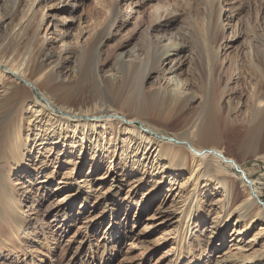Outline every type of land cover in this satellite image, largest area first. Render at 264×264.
<instances>
[{
    "label": "bare ground",
    "instance_id": "obj_1",
    "mask_svg": "<svg viewBox=\"0 0 264 264\" xmlns=\"http://www.w3.org/2000/svg\"><path fill=\"white\" fill-rule=\"evenodd\" d=\"M156 1L148 7L146 18L140 8L134 10V29L141 37L140 43L131 47L120 43L112 52H106L107 42L117 33L119 22L125 15H131L132 9H128L134 4L142 5L141 0H131L127 5L123 3L126 5L123 11L121 0L111 6L100 5L105 18H93L83 39L75 46L72 42H62L59 53L53 54L47 47V37L41 38L38 34L45 19L42 15L35 21V8L40 0L27 3L10 0L11 12L7 17H0V27L10 29L0 42V159L8 157L4 178L14 188L10 199L14 212L22 211L23 196L38 201L40 188H46L54 176L38 167L35 150L52 149L61 144L59 157L63 152L73 153L78 147L81 153L86 150L98 154L100 159L95 157L94 165L111 156L134 172L163 178L168 172L170 181L179 173L180 178L186 176L183 183L186 198L177 204L174 212L178 213L168 224L172 226L171 238L175 242L182 237L187 241L195 238L194 249L198 253L192 256V261H204L208 244L212 240L224 241L225 230L231 224L236 234L242 235L263 221L260 231L239 248V251L253 248V254L238 255L231 260L215 256L214 262L264 264V200L260 203L255 183L241 162L221 147L226 139H240L251 146L264 143V45L250 49L248 65H244L245 60H235V70L231 71L226 68L230 43L221 41L227 38V26L240 14V8L230 10L224 7L223 0H202L204 16L200 18L194 15L200 4L196 0ZM182 4L188 7V17L194 22L190 29L183 31L175 29L183 16L178 9ZM73 17L71 10L69 18ZM57 22L67 24L62 16ZM237 34L240 35L233 32V37ZM191 37L199 42L198 57L190 45ZM22 45L26 46L23 51ZM89 74L94 82L90 96L82 87ZM243 89L249 96L244 116L240 108L244 105ZM34 90L40 93L39 97ZM78 96L80 100L75 101ZM151 114L157 123L186 116L185 130L174 133L173 137L160 136L166 140L158 139L154 127L145 119ZM234 133L237 139L231 137ZM108 148L110 156L105 155ZM15 170H24L16 181L12 177ZM127 174L122 172V178ZM118 178L120 173L111 175L109 182ZM106 179L102 178L99 188H111L109 182L104 184ZM236 180L243 184L242 191L237 190ZM38 181L42 186L34 189ZM87 181L76 187L77 178L57 184L63 188L58 194L67 202L65 210L78 195L84 194V199H90L96 194L93 187L84 190ZM214 190L218 197L210 200ZM132 194L125 200L131 203ZM205 194L207 201L218 206L221 215L212 221L213 234L201 232L188 238L195 219L202 217ZM23 218L1 232L0 256L3 251L14 250L9 249L14 247L10 239L15 238L21 245V234L32 235L36 226L27 225L28 216ZM131 230L137 231L136 224ZM134 240L137 242L140 238ZM190 247L193 246L188 245V254H195ZM172 256L175 260L171 259L169 264H180V251L175 250Z\"/></svg>",
    "mask_w": 264,
    "mask_h": 264
},
{
    "label": "rangeland",
    "instance_id": "obj_2",
    "mask_svg": "<svg viewBox=\"0 0 264 264\" xmlns=\"http://www.w3.org/2000/svg\"><path fill=\"white\" fill-rule=\"evenodd\" d=\"M29 1L23 0L25 3ZM117 1L121 0H40L35 8V21L39 20L42 15L45 19L38 34L41 38L47 37V47L50 49V53L57 54L65 41L66 43L72 42L71 44L75 46L79 40L83 39L82 36L88 30L91 20L105 18V12L100 5L106 3V5L111 6L112 3L115 5ZM130 1L123 0V11ZM141 2L142 5L134 4L128 9V11L132 9L131 15H125L119 22L117 33L107 42L106 52H112L120 43L129 45V47L140 43L141 37L134 29L136 17L134 10L140 8L146 18L150 4L158 3L156 0H141ZM196 3L200 4L194 15L196 17L198 14L201 18L204 16L202 0H196ZM223 5L230 10L239 8L241 10L240 14L233 19L232 25L227 26V38L221 41L222 44L230 43L226 68L234 71L235 60L240 59L242 62L245 60L244 65H248L247 57L250 54V49L256 45H264V0H231L228 2L223 0ZM64 7H67L68 10L63 11ZM178 9L183 12V18L180 17L175 29L182 31L190 29L194 22L188 17V7L182 4ZM71 10L75 16L73 18H69ZM10 12V0H0V17H7L6 15ZM60 16L67 21V24L57 22ZM9 30V28L0 27V42ZM236 31L240 35L237 34L233 37V32ZM190 40V45L192 48L194 47L196 57H198L201 52L198 46L199 42L192 37ZM22 48L23 51L26 46L22 45ZM82 83V87H85V91L89 94L94 85L92 76L90 74L86 76ZM33 92L38 97L40 96L36 90ZM248 97L244 90L242 92L244 105L240 106L243 116L247 111ZM79 100V96L75 98V101ZM180 116L160 123L153 121V114L148 115L145 119L158 134V137L157 135L154 136L158 139H164L160 136L173 137L174 133L185 130L183 125L187 123L188 118L183 115ZM231 137L237 139L236 133L232 134ZM224 141L221 146L224 152L241 162L248 177L254 181V186L261 200H264V143L259 142L251 146L240 141V139L235 141L226 139ZM55 146L52 149L35 150V153L38 151V167L42 166L45 173L54 174V176L51 177L50 182L46 183V188H40L38 201H34L32 197L28 199L26 196L22 197L21 212H14L13 201L10 200L14 196V188L4 178L7 175L5 161L8 157L5 158L4 156L0 159V237L1 232L9 230L8 226L24 220L23 216H28L29 219L25 221L28 226H36L33 231L35 234L32 233L31 236L27 237L20 235L21 245L15 238L10 239V243L14 247L10 246L9 249L14 248V250L12 252L3 251L0 256V264H169L171 259L175 260V256H172L175 250L181 253L180 264H216L214 262L215 256L221 260H231L238 255L253 254V248H247L244 251H239V248L249 243V238L260 231L263 227V221H258L250 233L242 235L236 234L231 224L225 230L227 234L224 241L219 243L218 240H212L208 244L206 257L201 262L199 259L191 260L192 256H197L198 253L195 251L197 248L194 249L197 245L195 238L187 241L188 239L182 237L178 239V242L171 238L173 237L172 226L168 224V221L177 215L178 211L174 212L175 207L186 198L183 186L186 176L180 178L181 173L177 176L172 175L175 179L177 178L178 181L176 182L174 178L171 181L167 179L171 176L168 172L165 173L164 178L162 175L153 177L143 174L141 171L134 172L125 168L123 162L112 160L111 156L107 155L110 147L105 152V155L110 157L105 162L100 161L94 165V158H99L98 154L95 155L96 153L90 154L86 150L81 153L80 148L76 147L73 153L63 152L58 157L63 147L61 144ZM252 152L256 153L253 154ZM231 169L238 177H241L238 171L234 168ZM22 172L15 170L13 179L16 181ZM122 172L128 173L125 178H122ZM119 173L121 178L109 182V176ZM74 178H77L74 187L78 183L84 184L83 180L87 179L89 182L87 181L84 185V190L93 187L96 194L90 199H84V194L78 195L73 204L69 203L68 209L65 210L67 202L58 194L61 192L58 190L63 188H58L57 184L64 183V181L69 182ZM102 178H107L104 184L109 182L111 188H103V190L98 187V185H102ZM39 185H41L40 181H38V185H33V188L36 189ZM242 185L240 181L236 180L238 191L243 190ZM129 193H133L132 204L129 200H125ZM212 195L209 196V199H216L218 197L217 191L214 190ZM207 199L206 194L203 195L204 210L202 217L195 219L193 231L188 233V238L195 237L201 232L206 235L208 233L213 234V230H210L212 229V221L221 215V211L213 201H207ZM31 206L33 210L29 209ZM18 213L19 215H17ZM126 218L127 220H125ZM235 220L236 218L233 221ZM134 224H136L137 231L132 232L131 228ZM121 228H123L122 231ZM138 233L140 234L138 235ZM134 234L137 235L133 236ZM139 238L140 240L135 242L134 239ZM1 241L2 239H0ZM132 243H135V246H132ZM250 243L252 244V242ZM188 245L193 246V248L190 247V250H194L195 254H188ZM29 250H32L34 254ZM8 253L12 254L8 255Z\"/></svg>",
    "mask_w": 264,
    "mask_h": 264
},
{
    "label": "water",
    "instance_id": "obj_3",
    "mask_svg": "<svg viewBox=\"0 0 264 264\" xmlns=\"http://www.w3.org/2000/svg\"><path fill=\"white\" fill-rule=\"evenodd\" d=\"M260 203H263L262 200H260Z\"/></svg>",
    "mask_w": 264,
    "mask_h": 264
}]
</instances>
